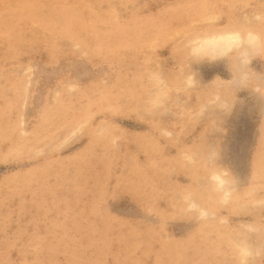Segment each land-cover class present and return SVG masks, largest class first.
<instances>
[{
	"label": "rangeland",
	"instance_id": "374dc122",
	"mask_svg": "<svg viewBox=\"0 0 264 264\" xmlns=\"http://www.w3.org/2000/svg\"><path fill=\"white\" fill-rule=\"evenodd\" d=\"M245 241L264 264V0H0V264Z\"/></svg>",
	"mask_w": 264,
	"mask_h": 264
},
{
	"label": "clouds",
	"instance_id": "9594fccd",
	"mask_svg": "<svg viewBox=\"0 0 264 264\" xmlns=\"http://www.w3.org/2000/svg\"><path fill=\"white\" fill-rule=\"evenodd\" d=\"M238 35V34H237ZM249 35L256 40H259L258 35H254L252 33H249ZM245 63H250V60L245 61ZM227 176V173H223L221 175H213L212 180L215 182L217 189H222L224 185L227 183V180L225 177ZM227 193L224 194V198H227ZM191 207H196L195 204L191 205ZM247 230L249 232H254L257 229L251 225L246 226ZM237 252L240 259V264H251L252 261H254L259 255L260 252L256 251L253 246L248 243L247 241L241 242L237 246Z\"/></svg>",
	"mask_w": 264,
	"mask_h": 264
},
{
	"label": "bare ground",
	"instance_id": "6f19581e",
	"mask_svg": "<svg viewBox=\"0 0 264 264\" xmlns=\"http://www.w3.org/2000/svg\"><path fill=\"white\" fill-rule=\"evenodd\" d=\"M237 39V35L235 36L234 34H227V35H220L218 38L212 39V40H208V43L210 44L211 42H213L212 44H214V42H216L217 40L220 42V40L225 41V40H235Z\"/></svg>",
	"mask_w": 264,
	"mask_h": 264
}]
</instances>
